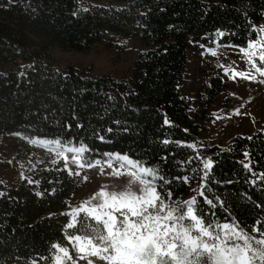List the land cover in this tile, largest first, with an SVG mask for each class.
Returning <instances> with one entry per match:
<instances>
[{"label":"trees","instance_id":"16d2710c","mask_svg":"<svg viewBox=\"0 0 264 264\" xmlns=\"http://www.w3.org/2000/svg\"><path fill=\"white\" fill-rule=\"evenodd\" d=\"M262 26L264 0H0V135L12 141L19 157L45 153L30 143L33 139L83 146L88 149L84 161L102 159L104 153L127 155L161 169L158 174L172 181L162 189V195L171 192V202L196 196L207 220L236 224L250 235L254 226L264 231V179H257L264 175L263 129L234 136L225 145L197 146L201 158L214 162L203 190L214 203V196L223 201L214 209L198 196L202 173L196 153L160 143L196 144L201 121L210 118L208 108L228 88L227 73L216 68L193 115L180 88L188 51L199 53L215 43L245 47L259 38L254 29ZM217 30L226 35L216 36ZM126 39L142 47L123 74L98 76L87 67L63 66L52 56L55 47L116 49ZM165 118L171 126L164 125ZM190 156L191 163H184ZM63 165L47 158L12 185L0 183L5 193L0 196V264L33 259L52 264L53 244L70 247L62 231L69 218L60 213L70 211L68 201L83 178L69 176ZM182 176L189 177L187 183L173 179Z\"/></svg>","mask_w":264,"mask_h":264},{"label":"snow or ice","instance_id":"6c2138e0","mask_svg":"<svg viewBox=\"0 0 264 264\" xmlns=\"http://www.w3.org/2000/svg\"><path fill=\"white\" fill-rule=\"evenodd\" d=\"M75 15L74 12L73 16ZM254 30L264 32V28ZM225 35L220 30L216 31L218 37ZM227 46L236 47L231 44ZM209 51L212 56L216 55L214 49ZM239 52L246 57L250 70L228 71L233 77L264 84V40L259 45L255 41H248L247 48L241 47ZM257 76L262 79L257 81ZM64 78H67V74ZM236 114H240L238 110ZM163 123L171 126L167 118ZM183 131L187 133L188 130ZM99 139L103 140V137ZM38 142L36 139L30 141L33 144ZM51 143L52 147L48 150L63 159V170L69 176L73 173L69 169L68 157L65 155L67 152L73 153L70 162L77 168L102 166L101 170L103 167L110 169L108 175H114L117 180L125 178L121 190L109 191L107 185L102 186L89 200L70 211L60 213L69 218L62 231L72 245L76 259H73L67 247L53 244L51 249H55V252L50 249L52 264H78V261L86 264H264V231H259L254 226L252 231L258 232V236H255L236 224L207 220L209 213L199 211L196 196L182 202H171V192L162 195V189L170 186L172 181L158 174L161 169L143 166L127 155L115 153H104L102 159L84 161L83 153L88 151L85 147H64L59 140ZM160 143H174L177 147H186L195 152L194 158L199 161L202 173L198 196L210 208L214 209L217 204L223 206L219 197L214 196V203L203 191L207 188L205 181L214 167L212 159L201 158L195 143L182 144L168 139ZM200 147L203 148L204 145L200 144ZM243 155L248 157L247 152ZM159 160L166 162L167 157L161 156ZM192 160L193 157L190 156L184 163L190 164ZM243 167L251 171L248 163H244ZM191 171L196 172L197 169ZM173 179L187 183L189 177ZM257 179H264V175L257 176ZM28 183L33 181L29 179ZM4 195L5 193L0 192V196ZM35 195L40 197L42 193L36 192ZM53 215L55 214L50 213L49 217ZM259 223L260 221L256 222ZM69 229L78 234H69ZM45 259L47 258L40 257V260ZM29 264H37V261L30 260Z\"/></svg>","mask_w":264,"mask_h":264},{"label":"rangeland","instance_id":"374dc122","mask_svg":"<svg viewBox=\"0 0 264 264\" xmlns=\"http://www.w3.org/2000/svg\"><path fill=\"white\" fill-rule=\"evenodd\" d=\"M261 40H264V32L260 33L255 42L259 45ZM119 45V48L110 49L103 44H98L84 52L55 47L52 56L63 66L72 64L87 67L98 76L123 74L127 72L136 52L142 46L135 39H126ZM239 48L215 43L213 47H207L199 53L193 50L188 51V63L180 88L183 95L190 101V111L193 115L199 108L198 97L203 92V85L214 70L220 68L228 75V88L220 92L208 108L207 114L210 118L201 121L202 133L196 143L198 147L200 144L204 146L225 145L234 136L251 135L256 128L264 130V84L233 77L228 71L229 69L250 70L246 57L239 52ZM210 49L215 50V56L211 55ZM260 79L262 78L257 76V81ZM236 110L239 111V115L236 114ZM35 145L45 153L32 152L28 156L19 157L12 148V141L0 135V183L12 185L17 178L24 177L31 168L43 163L47 158L50 162L61 161L64 164L63 159L48 150L52 144L38 142ZM65 155L68 157L69 169L72 173H78L83 178V183L77 191L73 192L68 201L70 209L89 200L102 186L107 185L109 191H119L125 183L124 177L117 180L114 175H108L111 170L106 167H103V170H101L102 166L77 168L70 162L73 153L67 152ZM191 197L192 195H189L184 201ZM251 235L257 236L254 233ZM68 250L73 259H76V253L71 244ZM78 264H86V262L78 261Z\"/></svg>","mask_w":264,"mask_h":264}]
</instances>
